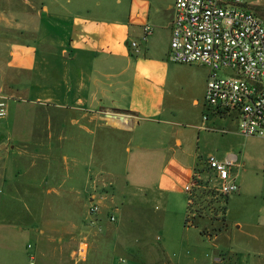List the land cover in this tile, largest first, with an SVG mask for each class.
Instances as JSON below:
<instances>
[{
  "label": "crops",
  "instance_id": "1",
  "mask_svg": "<svg viewBox=\"0 0 264 264\" xmlns=\"http://www.w3.org/2000/svg\"><path fill=\"white\" fill-rule=\"evenodd\" d=\"M24 2L30 8L33 4L39 5L41 13L38 14L40 19L37 24L32 23L35 18L27 19L20 25L0 23V95L6 99L17 97L19 103L29 106L27 125L17 118L16 125L19 124L21 129L11 133L6 141L0 137V161H3L5 169H12L13 175L16 173L13 182V179L1 176L0 185L9 188L14 184L15 189H10L4 198L0 197V204L12 200L19 202L23 194L19 193L23 191L19 190V186L23 187L25 182L30 184L31 165L28 159L32 148L38 150L43 156L42 161L46 162H42L36 175L42 176L54 187L64 185L61 166L55 161V156L62 150L49 140L56 136L61 140L59 130L64 121L68 120L72 126L80 122L94 124L96 130L106 128L121 133L119 135L125 137L123 150L127 153L130 152L127 145L134 142L136 152L133 164L129 166L130 161L126 159L123 166L130 175L131 183L144 190V194L133 201L132 208L136 212L128 209L125 214L122 211L127 218L118 223L113 213L109 212L118 210L114 202L119 197L113 195L108 210L98 207L99 213L90 222L89 228L82 223L74 227L77 238L86 242L82 246L85 253L89 239V264H208L205 261L206 232L195 231L190 219L195 215H186L183 220L180 209L185 202L186 205L189 203L186 199L190 195L184 188L190 184L193 172H204V166H199L200 162L195 159L191 143L194 134L199 140L200 132L207 123L202 121V116L201 119L199 117V114L205 113L201 105L205 85H191L170 70L172 19L166 24L162 22L163 0H117L113 9L116 12L113 11V17L107 21L89 16L88 0ZM70 9L76 11L70 19L60 14V11L68 13ZM43 15L48 19L44 21ZM65 25L68 28L65 29ZM144 25L150 26L151 34L141 42ZM162 29H166L167 37ZM160 37L166 38V41ZM133 39L141 42V48L134 50L128 47V42ZM41 49L56 58L57 51L60 54L68 52L66 55L72 61L89 58L85 61L89 66L87 76L77 79L70 75L61 77L55 69L46 73L40 67L42 63L46 66L45 58L38 61ZM30 91L36 95L29 98ZM19 95H22L21 99ZM15 104L8 109L19 114L20 105ZM32 106L67 107L79 114L63 117L44 110L41 119L46 129L38 135L37 111ZM112 112L120 113L118 119L109 116ZM181 124L191 132L177 131L175 128ZM143 125L149 130L146 126L142 128ZM79 129L87 131L84 125H80ZM39 130L43 131V127ZM42 136L48 140L45 144L37 140ZM102 137L98 142L102 147L115 145L116 142H110L107 134L105 137L102 134ZM93 146L95 142L92 141ZM229 158L234 159L233 167H236L237 156L234 154H228L221 161ZM21 169L23 176H28L19 183L17 175ZM87 173L89 178V169ZM78 175L79 172L68 178L70 187H78ZM195 189L192 188L190 193L193 199ZM46 192L52 193L51 188ZM26 198L29 201V193ZM161 205L167 216L154 215V210ZM164 206L170 211L167 212ZM153 207L154 210L151 209ZM26 212L29 217V212ZM24 219V215L20 216L17 211L7 212L1 218L0 224L6 222V225L0 226V264H20L16 249L21 238L30 230ZM159 225L161 227L157 228ZM78 239L71 237L72 242ZM65 240L58 237L55 242L62 248L67 242ZM100 251L103 253L101 257L97 254ZM61 261L59 253V264ZM221 263L219 258H214L211 264Z\"/></svg>",
  "mask_w": 264,
  "mask_h": 264
},
{
  "label": "rangeland",
  "instance_id": "2",
  "mask_svg": "<svg viewBox=\"0 0 264 264\" xmlns=\"http://www.w3.org/2000/svg\"><path fill=\"white\" fill-rule=\"evenodd\" d=\"M116 1L88 0L89 16L96 20H111ZM249 1L253 5L254 12L264 20V0ZM173 2L174 0H163L165 5L162 11V22L164 24L173 17ZM24 3V0H0V23L10 22L13 25H20L25 23L27 19L35 18L36 20L33 19L32 23L37 24L40 19L38 14L41 13L39 5L33 4L30 8ZM75 12L74 9H70L68 13L60 11V14L70 19ZM42 19L45 21L48 18L43 15ZM66 28L68 26L65 25ZM162 31L167 37L166 29H162ZM162 40L166 41V38H162ZM140 41L142 42V40ZM149 41L148 38L147 42ZM131 42H135L137 48H141L139 45L141 42L138 39L130 40L128 47H130ZM33 44L39 46L37 43ZM40 52L38 53V61L41 62L45 58L46 66L44 67V63H42L40 67L46 73L50 69H55L61 77L70 75L77 79L87 76L89 66L85 61H89V58L78 62L67 57L68 52L60 54V51H57L55 54L58 58L54 54L50 56L47 52L46 54L43 53L42 49ZM169 63L171 72L179 74L191 85L197 86L198 83L206 85L209 80L210 71L204 66L177 64L170 59ZM223 75V73H218V76ZM34 94V91H30L29 98L34 97L36 95ZM21 96L19 95L20 99ZM15 103L20 105L19 114L8 109V106L14 107ZM204 103L203 98L202 110H205L208 119L205 128L200 132L199 140L197 141V134L192 137V152L197 163L200 162L199 166H204L206 158L210 156L217 160H224L228 154L236 155L237 166L230 168V171L235 176L238 189L235 193L222 198L209 190L195 189V199L190 195L186 200L187 203L188 201L191 203L186 205L185 202L180 208L183 220L186 215L190 217V214L193 213L195 217L190 218L193 229L195 228V231L198 230L200 233L202 230L206 232L207 235L204 238L205 261L208 264H211L214 258H219L222 261L221 264H264V145L256 138H246L238 133L237 118L234 113L210 116ZM5 104L6 116L0 120V137L6 141L11 133L21 129L19 124L16 125L17 118L25 121L22 123L27 125L26 116L29 114L27 110L29 106L19 103L17 97L6 99ZM32 107L37 111L35 121L38 135L39 132L41 134L46 129L45 122L41 119V113L44 110L50 113H59L63 117L72 116L75 113L79 114V112L67 107L59 109L51 106ZM202 115L199 114L200 119ZM109 116L118 119L120 113L112 112ZM62 125V129L59 130L61 140H58L59 137L56 136L51 137L49 141L59 145L62 150L55 156V161L61 166L64 185L54 187L44 181L42 176L36 175L41 164H46V162L42 161L43 156L39 155L38 148L37 151L32 148L31 156L28 159V164L31 165L30 184L27 185L25 182L23 187L19 186V190L23 189V191H19V193L23 192L19 202L12 200L0 204L2 214L0 220L7 212L17 211L20 216L24 215V220L27 221V226L30 229L21 238L16 249V254L21 260L20 264H59V253L62 257L61 264H89V239L87 241V253H85V248L82 246L86 242L77 238V230L74 227H78V224L82 223L89 228L90 222L99 213H89L91 196L95 197L99 209L104 211L109 209L110 199L113 195L119 197V200L114 202L118 210H109L118 223L119 220L127 218L125 214L129 212L128 209L132 213L136 212L132 208L135 204L133 201L144 194V190H140L138 186L131 183L130 175H127V169H124L123 166L126 159L130 161L129 166L133 164L132 160L136 152L134 142L127 145L130 148V152L127 153L123 150L125 137L120 136L121 133L106 128L96 130L95 125L89 123L80 122L78 125L72 126L68 120L64 121ZM80 125H84L87 131L79 129ZM145 126L143 125L142 128ZM184 126L181 124L175 129L190 133L191 130ZM42 127L43 131H40L39 129ZM146 128L149 130L148 126ZM102 134L104 137L107 134L110 142H116L115 145L102 147L98 143L103 138ZM37 140L44 144L48 142L47 138L43 136ZM92 141L95 142L93 147H91ZM5 167L3 161H0V178L1 176L6 177L7 180L15 178L16 173L13 175L11 172L13 170L10 171ZM23 167L25 169V165ZM88 169L89 178H87ZM21 171L23 169L17 175L19 183L23 182L22 178L28 176L27 174L23 176ZM77 172H79L78 181L80 184L78 187H70L68 178L72 174L76 175ZM10 175L11 177H9ZM13 181L14 179L11 180V182ZM13 185L11 184L9 188L0 185V197L4 198L10 189H15ZM48 188H51L52 193L46 192ZM27 193L30 195L29 201L26 198ZM129 206L130 208H128ZM158 207L161 208L156 210L154 207L151 208L155 211L154 215L167 216L163 213L162 205ZM164 207L167 212L170 211L168 207ZM26 211L29 212V217ZM17 219L15 218V220ZM5 225L6 222L0 224V226ZM159 227L161 225L157 228ZM40 230L43 231L42 234L39 233ZM67 232H71V234H66ZM58 237L65 238L67 241L63 243L62 248L55 242ZM71 237H76L78 241L72 242ZM97 254L99 257L103 256L102 251Z\"/></svg>",
  "mask_w": 264,
  "mask_h": 264
},
{
  "label": "built area",
  "instance_id": "3",
  "mask_svg": "<svg viewBox=\"0 0 264 264\" xmlns=\"http://www.w3.org/2000/svg\"><path fill=\"white\" fill-rule=\"evenodd\" d=\"M252 6L249 0H174L169 59L208 68L204 105L209 114L234 113L238 133L264 145V20ZM142 32L145 41L150 26L144 25ZM130 47L137 50L135 42ZM5 101L0 95V120L6 116ZM207 119L204 113L202 121ZM234 165L232 158H206L204 172L194 171L185 191L191 195L192 188H203L221 198L235 193L238 186L230 171ZM97 211L91 197L89 213Z\"/></svg>",
  "mask_w": 264,
  "mask_h": 264
},
{
  "label": "trees",
  "instance_id": "4",
  "mask_svg": "<svg viewBox=\"0 0 264 264\" xmlns=\"http://www.w3.org/2000/svg\"><path fill=\"white\" fill-rule=\"evenodd\" d=\"M201 233L203 234L204 233V230H202Z\"/></svg>",
  "mask_w": 264,
  "mask_h": 264
}]
</instances>
